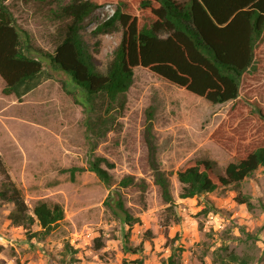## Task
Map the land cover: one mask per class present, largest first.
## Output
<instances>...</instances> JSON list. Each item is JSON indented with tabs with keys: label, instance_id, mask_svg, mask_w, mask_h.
I'll return each mask as SVG.
<instances>
[{
	"label": "rangeland",
	"instance_id": "374dc122",
	"mask_svg": "<svg viewBox=\"0 0 264 264\" xmlns=\"http://www.w3.org/2000/svg\"><path fill=\"white\" fill-rule=\"evenodd\" d=\"M70 1L7 0L42 71L37 85L20 98L3 94L0 78V155L30 210L38 201L56 202L64 219L43 235L35 223L12 224V205L0 200V264H126L137 258L143 264H167L173 249L176 264H264V167L240 183L250 206L236 202L232 187L179 198L175 174L196 160L213 161L221 174L229 162L264 145V41L256 52L257 66L240 79L234 102L210 104L135 68L124 102L116 98L108 105L107 97L90 96L51 62L67 21L61 8ZM90 1L97 7L86 30L108 18L118 3ZM120 36L86 34L96 65L106 64ZM101 129H108L105 136H95ZM150 144L159 168L172 173L178 221L168 225L166 205L153 184ZM95 156L113 163L107 170L113 185L87 169ZM70 167L80 168L73 179L65 171ZM126 174L148 182L143 194L135 186L119 189L124 205L140 219L131 228L103 204ZM125 234L127 245L141 243L142 251H125ZM229 253L244 262L231 260Z\"/></svg>",
	"mask_w": 264,
	"mask_h": 264
},
{
	"label": "trees",
	"instance_id": "16d2710c",
	"mask_svg": "<svg viewBox=\"0 0 264 264\" xmlns=\"http://www.w3.org/2000/svg\"><path fill=\"white\" fill-rule=\"evenodd\" d=\"M96 7V3L90 0H71L61 8V14L67 21L50 59L90 96L107 97L110 100L108 105L116 98L124 102L135 68L148 70L210 104L234 102L239 97L241 77L257 66L256 52L264 41V0H188L185 3L175 0H118L108 18L86 30L88 22L95 18ZM114 32L121 35L117 46L104 66L96 65L88 49L86 34L97 38ZM31 48L27 34L17 27L7 0H0L3 94L20 98L37 85L42 66L39 60L29 55ZM260 117L264 122V115L260 114ZM103 124L102 121L100 125ZM107 130L101 129L94 134L101 138ZM149 160L153 184L168 212L165 225L177 222L173 209L172 173L159 168L151 144ZM260 166L264 167V145L254 148L237 161L229 162L221 174L214 171L213 161H190L175 172L181 184L178 196L192 198L218 188L232 187L236 190V202L250 206L248 197L241 194L239 187ZM113 167L105 157L95 156L88 161L87 169L111 186L113 181L107 170ZM78 170L79 167H70L65 171L73 179ZM117 186L118 190L109 193L103 204L131 228L140 219L124 205L119 189L135 186L143 194L148 189V182L142 177L126 174ZM0 200L12 205L8 215L12 224L30 226L35 223L40 228L37 232L43 235L49 234L64 219V211L56 202L38 201L30 210L1 155ZM124 239L125 251L132 254L142 251L141 243L129 246L126 234ZM176 256L173 249L167 264L178 263ZM228 256L233 261L244 262L233 253ZM126 264L143 262L137 258Z\"/></svg>",
	"mask_w": 264,
	"mask_h": 264
}]
</instances>
